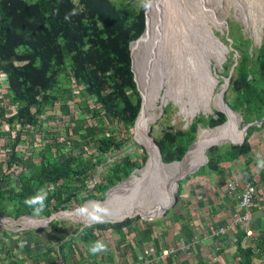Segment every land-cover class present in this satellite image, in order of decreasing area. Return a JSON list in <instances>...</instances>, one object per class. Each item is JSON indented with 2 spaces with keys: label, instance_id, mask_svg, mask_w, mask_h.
Instances as JSON below:
<instances>
[{
  "label": "trees",
  "instance_id": "16d2710c",
  "mask_svg": "<svg viewBox=\"0 0 264 264\" xmlns=\"http://www.w3.org/2000/svg\"><path fill=\"white\" fill-rule=\"evenodd\" d=\"M147 7L144 1L138 9L136 0H0V77L3 78L0 82L7 90L8 108L13 107L8 112L6 100L0 96V125L9 126L8 141L0 149V217L15 221L24 217L50 218L74 211L73 204L105 201L109 189L143 168L146 150L133 140L142 100L130 46L145 32ZM229 26V36L239 58L231 64L233 74L225 102L242 117L244 125L259 122L264 117V39L259 48L250 52V40L245 39L241 28L233 23ZM230 61L224 66L225 73ZM58 104L62 114L59 124L44 129L49 124L47 121L55 120L43 116ZM176 113L172 105L164 108L158 122L162 132L154 137L167 164L183 161L197 142L200 126L214 129L227 121L224 114L215 113L216 119L200 117L182 129L172 125ZM156 120L157 117L152 124ZM73 128L75 134H71ZM258 132L264 137V124L249 128L242 145L212 147L208 152L209 163L180 182L177 203L163 220L144 221L145 227L140 224L141 218L115 225L86 228L80 225L79 229H83L75 238L65 242L70 233L66 232L61 242L56 241L20 260L17 258L15 264L39 259L54 264L60 254L68 264H107L106 253L89 254L90 244L103 241L112 255L115 254L112 250L121 249L116 236L127 242L131 236L142 235L143 243H153L152 227L163 223L166 230L170 216L177 217L176 210L183 203V183L193 176L219 174L223 163L251 155L254 150L251 138ZM131 144L137 150L126 153ZM148 154L147 167L138 172L142 178L156 158L155 153ZM108 158L114 162L109 164ZM134 178V182L127 180L131 182L130 188L141 181ZM41 189L48 193V198L44 211L37 216L24 201ZM135 195L134 189L126 193L121 208L130 203L137 205ZM246 239V234L241 232L231 244L236 251V264H254L258 256V247H246ZM144 260L147 258L143 257V263Z\"/></svg>",
  "mask_w": 264,
  "mask_h": 264
},
{
  "label": "crops",
  "instance_id": "0c3cea01",
  "mask_svg": "<svg viewBox=\"0 0 264 264\" xmlns=\"http://www.w3.org/2000/svg\"><path fill=\"white\" fill-rule=\"evenodd\" d=\"M251 143L254 150L245 159L225 162L221 165V173H214L209 177L193 176V179H190L185 187L183 186V203L176 210L177 217L173 214L170 216L171 221L166 224V230L163 223L152 227L151 239L153 243H143L142 235L131 236V240L127 239V242L122 240V236H116V240L121 243V249L112 250L111 252L115 253L112 255L107 252L106 263L141 264L143 257H146L149 264H236V251L231 244L236 241L241 232L244 233V229L232 223L231 216L236 213V210L239 212L238 203L228 196L226 189L227 182L236 179L240 186H244V183H252L256 193L257 201L256 207L252 211L251 226L254 238L246 240V243L248 242L249 246L258 247V256L254 264H264V169H257L258 159H264L262 133H255ZM144 177L145 182L146 176ZM118 196H121V192L116 193L115 197ZM113 206L111 211L117 207L118 212L125 213L122 209L120 210L116 201ZM129 206L131 207V205ZM240 215H243V212ZM179 218H183V221ZM170 222H173L172 226H170ZM228 224L231 225L232 230L226 236H218L217 232L227 227ZM0 226L5 227V230L7 227H16L7 222ZM59 228L61 227H54L55 230ZM141 229L143 230L142 227ZM37 231L28 228L22 230L24 236L16 235V237H9V234L1 233L3 235H0V264H15L14 260L17 258L20 260L43 251L46 247L33 236V233ZM56 234L54 233L50 244H55L56 241H60L58 238L65 236L56 237ZM219 237L223 240H220ZM195 240L199 243L192 250L181 251L184 246ZM218 247L221 248L219 253L217 252ZM108 250H110L109 246ZM166 251L171 254L162 256ZM43 261L39 259L38 262L45 264Z\"/></svg>",
  "mask_w": 264,
  "mask_h": 264
},
{
  "label": "bare ground",
  "instance_id": "6f19581e",
  "mask_svg": "<svg viewBox=\"0 0 264 264\" xmlns=\"http://www.w3.org/2000/svg\"><path fill=\"white\" fill-rule=\"evenodd\" d=\"M260 2L261 6H263L264 0ZM162 6L163 1L150 0L146 32L139 43H134L132 45V49L135 60L139 59L143 50L146 48L149 49L150 53L147 60L149 70L146 71V84L142 85L144 101L141 108V115L135 127L136 139L146 148L147 152L152 151L156 154V159L149 174V178L153 179V186L157 188V192L159 193V190H161V194L164 195L166 199L160 200L157 198V193H155L156 188L153 189L152 194L148 193V195H146L145 192L148 185L144 184L141 187V204L131 206L125 213L118 212V208L116 207L114 210L110 211L111 215L106 217L105 222L119 221L141 215L150 217L151 215L158 214L157 211L168 204L172 196L169 190L171 192L170 188L173 189V181L189 172L188 170L196 168L201 161L204 160L206 148H208L210 144L225 140L238 141V139H241L243 136L242 132L239 138L235 136V138L229 137L239 130L238 117L231 113L220 102L219 98L216 100L215 105L212 104V98L214 97L213 92L217 85V80L211 71V61H215L217 65H220L224 61V57L227 54V50L224 48L225 46L223 47L222 44L217 41V38L213 36L209 27L195 28L192 33L186 34L183 39L178 38L174 40L172 36L167 34L163 25L157 22L156 16ZM170 33L172 34V32ZM170 45H173L175 50L171 56L167 52ZM165 87H167V89H165L166 102L169 100L176 102L180 106L182 114L187 118H194L202 112L212 114L213 107L226 112L228 118H230L228 123L219 128L201 130L199 141L189 151L185 160L170 165L162 163L158 150L153 145V142L146 137V134L150 131V127L148 129V124L155 106L156 92L158 89H164ZM146 129H148V131H146ZM140 171L143 170H137L130 179H133ZM167 181L171 186L169 185L163 188ZM126 190L128 192V189ZM72 215L74 216V214ZM72 215L64 214L60 217L63 218L64 216ZM5 222L13 226V222L0 220L1 225L5 224ZM19 224L25 228L26 226H33L30 228L45 226V222L40 223L38 220L35 222L34 219H26Z\"/></svg>",
  "mask_w": 264,
  "mask_h": 264
},
{
  "label": "rangeland",
  "instance_id": "374dc122",
  "mask_svg": "<svg viewBox=\"0 0 264 264\" xmlns=\"http://www.w3.org/2000/svg\"><path fill=\"white\" fill-rule=\"evenodd\" d=\"M113 1H116V0H113ZM136 1L138 3V9H140V6L144 1H146L149 4V9H150V0H136ZM161 1H163V6L159 9V12H158V15L156 16V19H157L158 23L163 25L167 34L172 36V38L174 40H176L178 38L183 39V37L186 34L192 33L193 29H195V28H202V27L208 28L209 27L211 32L213 33V36L215 38H217V41H219V43L222 44L223 47L225 46L224 48L227 50V54L224 57V61L220 65H217L216 62L213 60L211 61V71L217 80V85L214 88V92H213L214 97L212 98V104L215 105V102L218 99L219 94H221V92H222V88L225 87L227 79L229 78V76L233 70V67L231 65L232 62L236 61L239 58V52L235 51L234 46H233L234 45L233 41L229 36V32H230L229 23H233L234 25H237V26H239V28H241L240 32L244 35L245 39L250 40L249 45H248V50L250 52H252L253 49L259 48L263 43V39H264V9L263 8H264V5L261 6V2H260L261 0H217V1L216 0H206V1L205 0H161ZM187 5H189V6H187ZM170 32H172V34ZM233 35H234V33H233ZM145 50H143L144 53H145ZM143 52L140 55L139 59L135 60V62L137 61L136 62L137 64L135 65V69L138 72L137 76L139 77L138 78L139 81L142 82V83H140V85L146 84V71L149 70V65L145 60V57H144L145 54ZM167 52L171 56L175 52L174 46L170 45ZM155 53H156V51H155ZM229 59L231 60L230 61L231 66L227 70L228 75H226L227 71L225 73L224 66ZM138 67H140V68H138ZM137 68L140 70H138ZM139 75H141V76H139ZM1 79H3V78L0 77V81H1ZM165 89H167V87H165L164 89H158L156 92L157 93L156 94V102H155V106H154L153 111L151 113L150 121L148 124V129L150 127L149 134L151 135V133H152L151 136L153 138L159 136L162 132V126L158 125V122L161 119V117L154 124H152L155 117H159L161 115V109L160 108L162 106H164V108L169 106V105L173 106V108L176 110L177 113L175 116H173L172 125H176L178 128H182V129H187L192 124V122L194 120L199 119L200 117H206L207 120H209L211 117L216 119L215 113H220V111L218 109L213 107V113L212 114H207L205 112H202L199 115L195 116L196 118L195 117L191 118V119L187 118L182 114L181 108L176 102H174L172 100H169L168 102H166V100H165ZM73 93L76 94V92H74V90H73ZM0 96L6 100L5 105L8 108L9 103H8L7 90L5 89V86L3 85V83H1V82H0ZM76 99H77L78 103L81 100L80 97H78ZM59 109H60V105L58 104V105L50 108L46 112V115L43 116V118H46L48 120H55V121H47L49 124L45 125L44 129L56 127V125L59 124V122L61 120L60 116L62 115ZM71 110L74 111V109H71ZM75 110H76V108H75ZM11 111H13V107L10 106L8 108V112H11ZM76 112H77V110H76ZM235 115L238 117L239 130H238V132H235L234 134L229 136L230 138L241 137V133L243 132V128H244V123H243L242 117L239 114H235ZM66 118H68V117H66ZM229 120H230V118H228L226 123H228ZM148 129H146V131H148ZM211 129L212 128L210 126H200L198 136H197V142L200 139V131L201 130H211ZM48 130H50V129H48ZM8 134H9V126L5 123H1V125H0V149H1V147H3L5 142L8 141ZM71 134H75L74 128L71 129ZM133 135H134L133 140H134L135 144L142 146L146 150V148L142 144H140L138 142V140L136 139V129L135 128L133 129ZM254 136H255V134L251 138L252 141L254 140ZM38 140H40V138H38ZM197 142H196V144H197ZM135 144H131L130 146H128L125 149V152L130 153V152L137 150V146ZM25 148H27V145L25 146ZM139 151L142 152V150H139ZM152 153H154V152H152ZM202 161H204V160H202ZM154 162H155V156H154L153 164H154ZM153 164H151L150 169L147 172L145 182L143 179L144 176L142 178L141 173H137L135 175V177H137L139 179L141 178L140 182L133 183V185H132L133 187H131V188L129 187L130 183H131L130 181H126V182L122 183L119 187L112 190L108 201L103 205L111 211V208H112L113 204H115V201H116L119 204L120 210L122 209L123 212H126L130 206L127 204V205L123 206V208H121L122 207L121 202H122L125 194L128 192H131V190H129V189H132V188L136 192L135 199L137 200V202H136L137 205L141 204V202H142V193H141L142 185H144V184L148 185L147 190L145 192L146 195H148V193L149 194L153 193V189H154L153 181H152L153 179L149 178V174L153 168ZM193 169H190L188 171H191ZM134 179L135 178H133V182H134ZM191 179H193V177ZM183 180H181V181H183ZM185 185H186V182L183 183L184 187H185ZM179 187H178V189H179ZM126 189H128V192ZM118 192L119 193L122 192L120 199L118 197L117 198L115 197L116 193H118ZM96 196L98 197V195H96ZM92 201H95V200H92ZM96 201H98V200H96ZM138 201H139V203H138ZM87 204H85V205H87ZM83 205L77 206V205L73 204L74 210L79 208V207H82ZM130 205L132 206V205H134V203H130ZM113 207H115V206H113ZM3 218H5V217H3ZM73 218H75L76 220H74ZM138 218H140V217H138ZM33 219L36 222L35 219L44 220L46 218L40 217V218H33ZM63 219L74 220V221H66V225H63V224L61 225L62 221H55L56 224L53 225L52 227H51V225L49 226V228L48 227L45 228L44 226L39 227L40 229L37 232L33 233L34 238L35 239L38 238L39 243L41 245L48 247L49 244L52 242L51 240L53 239L54 233L55 234L57 233L56 237H58L59 236L58 233L61 230H62V232L60 234L61 236L64 235L66 232H70L68 234L67 239L65 240V242H68L70 239L75 238V236L78 234V231L81 232L80 231L81 228L79 229L80 224H78V223L86 225L85 222L83 221V219H81L80 217L78 218V217L73 216V215L72 216H64ZM161 220H163V219H161ZM156 221H160V220H156ZM40 223H42V222H40ZM69 223H71V224L69 225ZM140 224L143 225V224H145V222L142 220L140 222ZM40 225H43V224H40ZM55 226H60V227H62V229L59 228V229L55 230L54 229ZM143 226L145 227V225H143ZM26 228L28 229L30 227H26ZM63 229H66L67 231H64ZM1 233L9 234L8 235L9 237H13V236L16 237V235L24 236V235H22L23 234L22 230H20V228H18V227H12V228L7 227V229L5 230V227L0 226V235H3ZM58 239L60 241L62 240V238H58ZM34 242H35V240H34ZM4 245H5V242H4Z\"/></svg>",
  "mask_w": 264,
  "mask_h": 264
},
{
  "label": "water",
  "instance_id": "95a60500",
  "mask_svg": "<svg viewBox=\"0 0 264 264\" xmlns=\"http://www.w3.org/2000/svg\"><path fill=\"white\" fill-rule=\"evenodd\" d=\"M148 10H149V4H148V7H147V11H146V28H145V32H146V29H147V26H148ZM145 32H144L143 35L139 38L138 41L133 42V43H139V42L141 41V39L143 38ZM133 43H132V44H133ZM132 44H131V46H130V48H131V56H132V67H133V71H134V73H135V80H136L137 85H138V88H139V90H140V96H141V100H142V102H141V108H142L143 101H144V95H142V94H143V86L140 85V81H139L138 76H137V71H136V69H135V64H136V62H135V58H134V53H133V49H132ZM144 54H145V55H144L145 60H146V62H147V60H148V58H149V54H150L148 48H146ZM236 65H237V62H236V64H235V66H236ZM232 74H233V70H232V72H231L229 78L227 79V82H226L225 87L222 88V92H221V94H219V97H218V98H219L220 102H221V103H222V104H223V105H224V106H225V107H226L231 113L236 114V113H234V112L229 108V106H228L227 103L225 102V94H226V92H227V89H228L229 86H230V81H231V76H232ZM160 109H161V115H160L159 117H157V120H158L160 117H162V115H163V113H164V106H162ZM219 111H220V110H219ZM220 113L224 114V115L227 117V120H228V116H227L226 112H224V111L221 110ZM140 115H141V113H140ZM139 117H140V116H139ZM138 119H139V118H138ZM137 122H138V120H137ZM137 122H136V124H137ZM226 122H227V121H226ZM226 122H225V123H226ZM225 123H224V124H225ZM224 124H222V125H220V126H217V127H215L214 129L219 128V127L223 126ZM263 124H264V117H263L262 120L259 121V122H253V123H249V124L244 125V128H243V136H242L241 139H238V141H227V140H225V141H217V142H214V143L210 144V145L208 146V148H206L204 161H202V162H201L196 168H194L193 170H191V171L185 173L182 177H179V178H177V179H175V180L173 181V184H172L173 189L170 188V189H171V192H170V190H169V193H171L172 196H171V198H170L168 204H166L163 208H161L159 211H157L158 214L151 215L150 217H147V216H143V215H141V216H137V217L125 218V219H123V220H119V221H106V222H104V223H92L91 226L98 225V224H100V225H102V224H112V225H115V224H121V223L125 222L126 220H133V219H136V218H138V217H140V218H141L143 221H145V222H153V221H156V220L164 219V218L166 217V215L168 214V212H170L171 210L174 209V207H175V205H176V203H177V194H178V192H179L178 187L180 186V184H179L180 181L183 180V179H186V178H187L188 176H190V175H193V174L197 173L201 167H204V166H206V165L209 163V155H208V152H209V150H210L212 147H214V146H222V145H226V144L242 145V144H244L245 141H246V138H247V135H248V132H249V128H251V127H253V126H262ZM135 127H136V125H135ZM147 134H149V133H147ZM147 134H146V137H147L148 139H150V140L153 142V145H154L155 148L158 150V152H159V156H160V158H161L162 163H164L165 165H170V164H173V163H178V162H173V163H170V164L165 163V162L163 161V159H162V155H161L160 149L158 148V146H157L156 143L154 142V138H153L150 134H149V135H147ZM138 142H139V141H138ZM139 143H140V142H139ZM140 144H141V143H140ZM195 144H196V143H195ZM195 144H194V145H193V146L187 151V153H186V155H185L183 161H184L185 158L187 157L189 151L195 146ZM146 153H147V159H146V162H145L143 168H142V169H137V170H143V169L146 167L147 162H148V160H149V154H148L147 150H146ZM137 170L133 171V173L130 175V177H129L128 179L132 178L133 175L136 173ZM128 179H127V180H128ZM127 180H125V181L121 182L120 184L116 185L115 187L109 189L108 192H107L106 195H105V197H106V200H105V201H97V202H100V203H106L107 198H108V195L112 192V190H114L116 187H118V186L121 185L122 183L126 182ZM169 185L171 186V184L167 181V182L164 184L163 188H165L166 186H169ZM154 188H156V187H154ZM155 193H157V198H158V199H160V200L166 199V198L164 197V195L161 194V190H159V193H158V192H157V188H156ZM91 201H92V200H91ZM91 201H88V202H91ZM88 202H86L85 204H87ZM85 204H84V205H85ZM84 205H83V206H84ZM73 212H74V211H65V212H61V213L55 214V215L51 216L50 218H46V219H44V220H39V219H36V220H38V221H40V222H45V226H44V227H45V228H47V227L49 228V226H50L53 222H55V221H62V222H66V221H74V220H65V219H63V218L60 217L61 215L69 214V213H73ZM25 219H33V218L24 217V218H21V219L18 220V221H15V220L10 219V218H3V217H0V220H3V221H4V220H10V221H12V222H13V226H16V227L20 228V230H26V229H27V228H25V227H23L22 225L19 224L21 221H23V220H25ZM77 223H78V222H77ZM78 224L82 225L83 228L91 227V226L83 225V224H81V223H78ZM83 228H82V229H83ZM32 229H34V230H39L40 228H39V227H34V228H32ZM82 229H81L80 231H82Z\"/></svg>",
  "mask_w": 264,
  "mask_h": 264
},
{
  "label": "built area",
  "instance_id": "2783aa9c",
  "mask_svg": "<svg viewBox=\"0 0 264 264\" xmlns=\"http://www.w3.org/2000/svg\"><path fill=\"white\" fill-rule=\"evenodd\" d=\"M107 162L111 164L114 162V159L108 158ZM226 189H227L228 196L238 203L239 212H237L236 210V213L231 216L233 225L243 227L244 233L246 234L247 241L248 239H253L254 231L251 228L252 220H253L252 211L256 207V201H257L253 184L244 183V186H240L238 180L233 179L227 182ZM241 212H243V215H240ZM4 221H10V220H4ZM231 230H232V227L231 225L228 224L227 227L220 229L217 232V235L226 236L228 232H230ZM198 243L199 242L195 240L191 242L190 244L184 246L181 249V251L188 252L192 250ZM245 246L249 247L248 242L245 244ZM220 251H221V248L218 247L217 252L219 253ZM170 254L171 252L166 251L165 253H163L162 256H169ZM147 263H149V261L145 262L144 260V263L142 262L141 264H147ZM26 264H40V263L37 261L35 262L33 260H29L26 262ZM54 264H67V263L63 259L62 255L60 254L58 262Z\"/></svg>",
  "mask_w": 264,
  "mask_h": 264
},
{
  "label": "clouds",
  "instance_id": "9594fccd",
  "mask_svg": "<svg viewBox=\"0 0 264 264\" xmlns=\"http://www.w3.org/2000/svg\"><path fill=\"white\" fill-rule=\"evenodd\" d=\"M257 169H264V159H258ZM48 193L41 189L38 193L25 199L24 204L33 211L34 215L39 216L46 207V200ZM77 217H80L85 222L86 226H91L92 223H104L106 217L111 215L110 210L102 203L97 201H91L87 205L79 207L74 210L73 213ZM108 247L103 241H95L90 244L88 252L90 255H98L107 253Z\"/></svg>",
  "mask_w": 264,
  "mask_h": 264
}]
</instances>
